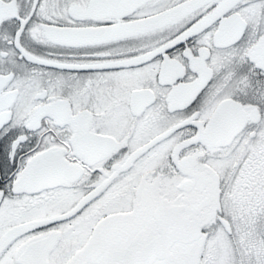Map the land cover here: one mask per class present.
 <instances>
[{
  "label": "snow or ice",
  "instance_id": "snow-or-ice-1",
  "mask_svg": "<svg viewBox=\"0 0 264 264\" xmlns=\"http://www.w3.org/2000/svg\"><path fill=\"white\" fill-rule=\"evenodd\" d=\"M0 264H264V0H0Z\"/></svg>",
  "mask_w": 264,
  "mask_h": 264
}]
</instances>
